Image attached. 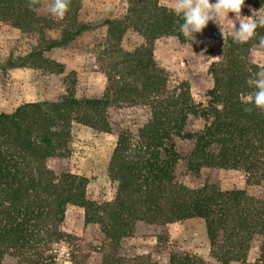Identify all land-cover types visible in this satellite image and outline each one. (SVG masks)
I'll use <instances>...</instances> for the list:
<instances>
[{
	"label": "trees",
	"instance_id": "16d2710c",
	"mask_svg": "<svg viewBox=\"0 0 264 264\" xmlns=\"http://www.w3.org/2000/svg\"><path fill=\"white\" fill-rule=\"evenodd\" d=\"M50 2L0 0V24L37 36L24 56L10 53L0 62V72L65 74V65L45 55L66 48L93 25L79 19L81 0H70L63 18L47 11ZM125 2L123 18L98 23L104 34L95 40L93 50L106 81L101 96H80L76 73L70 71L63 79L61 97L0 111V264L6 258L15 264H62L59 247L78 240L62 230L71 206L83 209L84 224L99 227L107 241L109 252L101 264L125 262L117 255L118 248L134 234L137 223L165 227L191 219L204 222L210 255L218 264H264V201L245 190L222 191L210 184L191 189L176 177L182 166L193 174L206 169L241 171L249 185L264 182V110L254 107V89L246 82L264 66L248 59L264 37V27L244 44L225 39L208 69L212 88L206 104H196L187 83L172 84L153 56V44L160 38L186 41L180 33L182 19L159 0ZM245 2L264 7V0ZM130 30L143 44L126 51L121 41ZM53 31L56 36L48 37ZM135 106L148 109L146 124L135 133L117 130L110 111ZM193 119L203 122L200 130L189 129ZM73 124L116 134L107 169L116 186L112 201L90 200L88 179L58 164L70 156ZM255 239L262 244L258 257L249 262ZM73 248L69 262L84 264L78 258L79 246ZM169 264L197 262L172 254Z\"/></svg>",
	"mask_w": 264,
	"mask_h": 264
},
{
	"label": "rangeland",
	"instance_id": "374dc122",
	"mask_svg": "<svg viewBox=\"0 0 264 264\" xmlns=\"http://www.w3.org/2000/svg\"><path fill=\"white\" fill-rule=\"evenodd\" d=\"M159 3L172 10L174 0H159ZM252 10H257V15L264 13V7L258 8L253 2H244L241 15L251 16ZM125 12V0H81L79 19L84 24L93 25L92 29L78 36L66 48L55 49L45 55L48 59L65 65V74L49 75L29 69L0 72V111L11 112L22 103L61 97L64 94L63 79L70 71L76 73L80 96H101L106 81L95 64L93 50L95 40L104 34L98 23L121 19ZM234 15L229 13V18H234ZM221 23L225 26L224 37L220 27L210 21L203 32L197 34L196 42L192 44L190 41L180 42L176 37H163L153 44V56L157 65L165 70L172 84L186 82L196 104H206V93L212 88L208 69L212 62L217 61V54L228 37L227 25L232 21L225 19ZM236 27H239L238 21ZM56 34L57 31H53L48 37ZM36 40L35 34H23L0 24V62L10 53L14 57L24 56L35 45ZM142 44L143 39L131 30L121 41V47L126 51H132ZM248 59L255 65H264V48L254 47ZM110 116L117 125V130L135 133L146 124L149 112L143 106H135L110 111ZM202 126L203 122L198 119L189 123L192 131H198ZM116 141L115 133H100L79 124L72 126L70 156L58 164L72 174L88 179L87 196L92 201L109 202L114 198L116 186L109 181L107 169ZM176 177L180 184L191 189L210 184L222 191L245 190L248 195L264 201V182L249 185L241 171L206 169L193 174L179 166ZM62 230L78 239L74 244H62L59 247L62 264H71L68 256L71 249L75 251L73 245L79 246L78 258L84 260V264H101L103 255L109 252L108 243L99 227L84 224V211L81 208H67ZM261 244L260 239L252 242L248 253L249 262L258 257ZM172 254L188 255L197 264H218L210 255L205 224L200 219L177 222L165 227L137 223L134 234L121 242L117 252L125 260L123 264H169ZM3 264H15V261L6 258Z\"/></svg>",
	"mask_w": 264,
	"mask_h": 264
},
{
	"label": "clouds",
	"instance_id": "9594fccd",
	"mask_svg": "<svg viewBox=\"0 0 264 264\" xmlns=\"http://www.w3.org/2000/svg\"><path fill=\"white\" fill-rule=\"evenodd\" d=\"M245 0H174L172 11L178 15L183 23L180 24V33L191 44L196 42L197 34L202 33L211 21L220 27L224 37V25L221 21L227 19L232 23L227 25V36L233 43L244 44L250 41L259 27H264V15H257L252 10L251 16L241 15ZM70 0H51L47 11L56 18H63L68 10ZM32 7V4H29ZM233 13L234 18H229ZM238 21L239 27H236ZM260 48H264V37L259 38ZM247 84L253 88L252 103L254 107L264 110V66L259 67L254 76L247 79ZM251 111V108H245Z\"/></svg>",
	"mask_w": 264,
	"mask_h": 264
}]
</instances>
